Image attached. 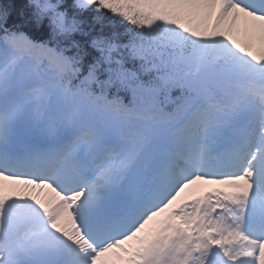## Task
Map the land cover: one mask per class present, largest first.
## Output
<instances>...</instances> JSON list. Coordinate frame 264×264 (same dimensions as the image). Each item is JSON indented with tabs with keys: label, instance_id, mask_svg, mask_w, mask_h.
Instances as JSON below:
<instances>
[{
	"label": "snow or ice",
	"instance_id": "snow-or-ice-1",
	"mask_svg": "<svg viewBox=\"0 0 264 264\" xmlns=\"http://www.w3.org/2000/svg\"><path fill=\"white\" fill-rule=\"evenodd\" d=\"M0 264H264V0H0Z\"/></svg>",
	"mask_w": 264,
	"mask_h": 264
}]
</instances>
